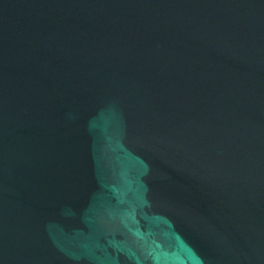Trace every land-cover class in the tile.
<instances>
[{
    "label": "water",
    "instance_id": "95a60500",
    "mask_svg": "<svg viewBox=\"0 0 264 264\" xmlns=\"http://www.w3.org/2000/svg\"><path fill=\"white\" fill-rule=\"evenodd\" d=\"M0 264H264V0H0Z\"/></svg>",
    "mask_w": 264,
    "mask_h": 264
}]
</instances>
